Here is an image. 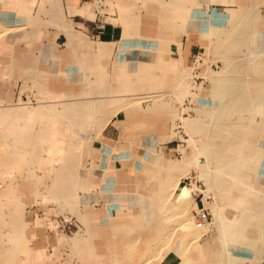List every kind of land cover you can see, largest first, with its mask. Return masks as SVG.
Returning <instances> with one entry per match:
<instances>
[{
  "label": "crops",
  "instance_id": "1",
  "mask_svg": "<svg viewBox=\"0 0 264 264\" xmlns=\"http://www.w3.org/2000/svg\"><path fill=\"white\" fill-rule=\"evenodd\" d=\"M96 6L0 0V181L15 185L0 189L15 202L0 209V264H198L197 250L210 264H264V0ZM198 50L223 62L189 121L188 170L215 192L203 228L200 201L176 196L189 162L169 137L183 107L162 96L189 95ZM70 211L78 236L55 225Z\"/></svg>",
  "mask_w": 264,
  "mask_h": 264
},
{
  "label": "built area",
  "instance_id": "2",
  "mask_svg": "<svg viewBox=\"0 0 264 264\" xmlns=\"http://www.w3.org/2000/svg\"><path fill=\"white\" fill-rule=\"evenodd\" d=\"M98 2L97 9L99 10L103 4V0H96ZM103 21H98L96 27L101 28ZM222 68L220 60L210 58L209 54L205 51H195L191 56L190 71H191V83L195 91L197 86L201 82L209 81L210 78L220 71ZM170 98V95H166ZM194 96L192 94L187 95L184 100H174L173 102L178 105L187 107L186 110H182L181 115L190 116L193 114L192 105L194 104ZM177 137L175 138V154L178 160H181L185 155L187 149L190 147V135L186 130V126L182 117L177 118L175 125ZM184 185L191 188L192 196L200 201L194 211V219L197 226L202 227L207 225L211 221L212 207L210 205L213 199V194L205 180L197 173L189 171L184 177Z\"/></svg>",
  "mask_w": 264,
  "mask_h": 264
},
{
  "label": "rangeland",
  "instance_id": "3",
  "mask_svg": "<svg viewBox=\"0 0 264 264\" xmlns=\"http://www.w3.org/2000/svg\"><path fill=\"white\" fill-rule=\"evenodd\" d=\"M96 5L98 6V2H96ZM96 6V7H97ZM246 54L245 53H238L237 54V56H245ZM220 59V58H219ZM220 62H221V65L223 66V62H222V59H220ZM190 71V70H189ZM190 78V75H188V79ZM190 81H191V78H190ZM189 82V81H188ZM198 87V86H197ZM187 92H190V86L188 85V87H187ZM29 93H30V91H26L25 92V94H24V97H25V101H26V103L28 104V105H31V104H33V103H36V101L34 100V99H32V97H30L29 96ZM190 94V93H189ZM166 95H170L171 97L170 98H167L166 97ZM162 96L164 97V98H166V100L168 101V102H173V99H174V97L176 96V92H175V90H167L165 93H163L162 94ZM177 97V96H176ZM178 99H176V100H179L180 99V97H177ZM174 103V102H173ZM172 104V103H171ZM185 108V107H184ZM187 108V107H186ZM186 117H189V118H187V120H186V122H184L185 123V126H186V130L188 131V133H189V135H190V137L191 136H193L194 137V139L197 141V136L195 135V133L191 130V128H190V124H189V121H190V118L192 117V115H190V116H184L183 117V120H185L186 119ZM178 118V117H177ZM189 119V120H188ZM176 122H177V120H176ZM176 122L174 123V127H173V132H172V135L169 137V138H176L177 137V132H176V130H175V125H176ZM231 138H232V142H238V138H239V134H231ZM175 140V139H174ZM219 141H221V139H219ZM174 143H175V141H174ZM192 144H190V147L187 149V151H186V153H185V155L183 156V158L181 159V160H183L184 159V157H186V160H188V158L191 156L192 157ZM199 155H202V154H199ZM198 155V156H199ZM175 157L177 158V156H176V154H175ZM178 159V158H177ZM189 169V167L186 169V174L189 172V171H193V172H197L203 179L205 178V174L203 173V172H201V169L199 170H188ZM13 173V172H12ZM13 175V177H14V173L12 174ZM205 180V179H204ZM205 182L207 183V186L210 188V190H211V192H213L214 191V189L212 188V186H211V184H210V182L209 181H207V180H205ZM7 183H9V184H7ZM11 184V185H10ZM182 185H184V181H183V184ZM3 188H7V189H13V188H15V185H14V181L11 183L10 181H8V182H6V181H0V189H3ZM47 188V182L46 181H44V182H39V190H44V189H46ZM213 194V193H212ZM189 197H193L192 196V193L190 194V196ZM188 197V198H189ZM215 197V196H214ZM185 199H187V198H185ZM53 201V200H52ZM46 202H47V197H45V196H43V197H40L39 198V201H38V203L37 204H46ZM60 202L61 201H59V200H57V199H55L54 200V203H55V207H56V209H59V208H61V204H60ZM15 202H14V198H6V197H3V196H0V209L2 208L3 210H6V209H8V208H11L12 210L14 209V204ZM10 206V207H9ZM43 211H44V209H43V207H40V212L41 213H43ZM56 211H59V210H56ZM62 212V211H61ZM4 216H8L9 217V215H7V214H4L3 213V217ZM193 221H194V223H195V219H194V216H193ZM55 225L56 226H58L61 230H60V232H62V229H65L64 231L65 232H68L70 235H74L75 233H76V235L78 236V232H79V230H78V228H79V220H78V218H77V215H75V213L73 212V211H70V212H63V213H59V214H57L56 213V222H55ZM206 226V225H205ZM204 226V227H205ZM57 227V228H58ZM73 249H74V246H73ZM200 252V253H199ZM205 252V251H204ZM202 253V250H197V253L200 255V258H199V260L197 261V263L198 264H208V262H209V264L210 263H212L210 260L208 261L207 260V255H206V253ZM214 261V260H213ZM13 264H16V262H12ZM18 263H22V264H30V262H28V261H23V262H18ZM36 263V262H35ZM64 262H55V264H63ZM66 263H68V262H66ZM65 263V264H66ZM80 262L79 261H75V262H71L70 264H79ZM88 264L90 263V262H87ZM92 264H93V262H91ZM218 263H220V262H216V261H214V263L213 264H218ZM39 264H46V262H39ZM102 264H109V262H102Z\"/></svg>",
  "mask_w": 264,
  "mask_h": 264
},
{
  "label": "bare ground",
  "instance_id": "4",
  "mask_svg": "<svg viewBox=\"0 0 264 264\" xmlns=\"http://www.w3.org/2000/svg\"><path fill=\"white\" fill-rule=\"evenodd\" d=\"M253 5H254V3H253ZM261 5V4H260ZM258 6V5H257ZM211 17V16H210ZM200 18V17H199ZM206 19V18H205ZM208 46V45H207ZM219 72V71H218ZM217 72V73H218ZM188 75H190V78H191V71H189L188 72ZM215 75V74H214ZM190 78H189V82H188V85L190 86V92L189 93H191L194 97H195V95H196V91L194 90V88H193V85H192V83H191V81H190ZM190 95V94H189ZM184 110H186L187 108L185 107V108H183ZM182 117V119H183V115H181V113H180V115H178V117ZM187 118H189V117H186V119L184 120V122H186V120H187ZM189 120V119H188ZM189 141H190V144H192V146H193V148L195 149L196 148V142H195V139H194V137L193 136H191L190 137V139H189ZM246 140L244 139V141L243 142H245ZM187 157V156H186ZM186 157H184V159L182 160L183 162H185V160H186ZM190 158H191V156L188 158V160H186V162H189V163H187L186 164V168H188V165L190 166ZM196 164H197V166H199V167H202V164H203V160H202V156L201 157H199V158H197V160H196ZM263 172V171H262ZM250 173V172H249ZM181 185V184H180ZM210 189V188H209ZM178 191V190H177ZM213 193V196H215V192L213 191L212 192ZM190 194H191V188L189 187V186H186V185H182V187H181V189H180V191L177 193V197L178 198H180V199H185V198H188L189 196H190ZM251 196V195H250ZM249 200V199H248ZM249 212H250V210H247V213H246V215H248L249 214ZM194 216V215H193ZM257 221V220H256ZM255 222V221H254ZM193 223H194V221H193ZM194 225L196 226V227H198V228H203L204 226H202V227H199V226H197L196 225V223H194ZM148 242V241H147ZM149 250V249H148ZM232 251V250H231ZM189 259H190V257H189ZM179 262V261H178ZM185 262V261H184ZM192 264V263H191Z\"/></svg>",
  "mask_w": 264,
  "mask_h": 264
}]
</instances>
